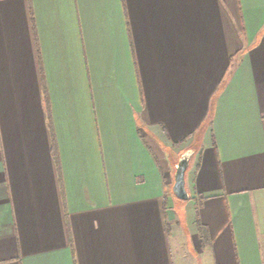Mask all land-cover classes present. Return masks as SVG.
Masks as SVG:
<instances>
[{"label": "crops", "instance_id": "obj_1", "mask_svg": "<svg viewBox=\"0 0 264 264\" xmlns=\"http://www.w3.org/2000/svg\"><path fill=\"white\" fill-rule=\"evenodd\" d=\"M0 264H264V0H0Z\"/></svg>", "mask_w": 264, "mask_h": 264}, {"label": "water", "instance_id": "obj_2", "mask_svg": "<svg viewBox=\"0 0 264 264\" xmlns=\"http://www.w3.org/2000/svg\"><path fill=\"white\" fill-rule=\"evenodd\" d=\"M190 157L189 152H185L180 156L176 167L173 178L172 193L179 200H187L188 193L185 187V171Z\"/></svg>", "mask_w": 264, "mask_h": 264}, {"label": "rangeland", "instance_id": "obj_3", "mask_svg": "<svg viewBox=\"0 0 264 264\" xmlns=\"http://www.w3.org/2000/svg\"><path fill=\"white\" fill-rule=\"evenodd\" d=\"M174 196V195H173ZM175 198V197H174ZM175 201H178V202H183L184 200H179V199H175Z\"/></svg>", "mask_w": 264, "mask_h": 264}]
</instances>
